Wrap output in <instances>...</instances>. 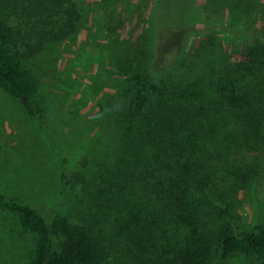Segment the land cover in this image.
Segmentation results:
<instances>
[{"label": "trees", "instance_id": "16d2710c", "mask_svg": "<svg viewBox=\"0 0 264 264\" xmlns=\"http://www.w3.org/2000/svg\"><path fill=\"white\" fill-rule=\"evenodd\" d=\"M254 2L207 6L221 19L224 9L249 12ZM203 8L196 0H158L135 40L114 42L113 67L124 78L106 108L115 151L96 162V182L73 177L81 187H102L101 228L61 216L47 222L0 195V209L36 236L31 264H110L116 253L125 264H230L235 257L264 264V221L241 229L234 214L264 152V34L234 45L236 59L213 31L185 50L181 40ZM78 20L74 0H0V91L32 118L38 81L24 62L69 38ZM172 48L174 59L162 65Z\"/></svg>", "mask_w": 264, "mask_h": 264}, {"label": "rangeland", "instance_id": "374dc122", "mask_svg": "<svg viewBox=\"0 0 264 264\" xmlns=\"http://www.w3.org/2000/svg\"><path fill=\"white\" fill-rule=\"evenodd\" d=\"M158 0H74L79 20L67 39L48 44L24 62L38 81L32 97L35 118L18 100L0 91V195L38 211L47 222L55 216L71 223L97 224L102 215L96 191L81 187L75 175L96 182V162L107 161L116 144L111 142L107 101L124 81L115 73L114 42L133 41L148 24ZM199 22L181 40L185 50L213 31L227 53L238 56L234 45L264 34V0H254L250 11L226 10L223 18L212 13L204 0ZM229 2L231 0H228ZM208 5V6H207ZM221 13V11H217ZM115 29L114 36L109 30ZM225 36L231 40L226 42ZM118 39V40H117ZM234 50V51H233ZM162 59L169 63L173 48ZM259 177L253 186L240 189L234 199L236 225L249 229L264 221V152L254 159ZM71 181L64 186L62 177ZM36 236L20 227L18 218L0 209V264H31ZM117 253L110 264H125ZM235 257L230 264H256Z\"/></svg>", "mask_w": 264, "mask_h": 264}]
</instances>
